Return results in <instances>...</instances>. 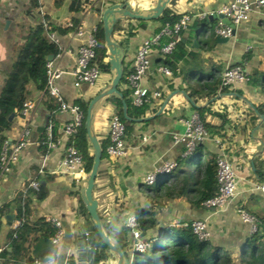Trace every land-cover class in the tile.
<instances>
[{
	"label": "crops",
	"instance_id": "crops-1",
	"mask_svg": "<svg viewBox=\"0 0 264 264\" xmlns=\"http://www.w3.org/2000/svg\"><path fill=\"white\" fill-rule=\"evenodd\" d=\"M32 1L0 0V90L15 60L16 51L28 46V28L41 24L51 30L49 34L59 48L53 63L63 71L62 76L55 81L62 100L67 104L80 101L89 104L94 97L110 88L114 73L111 71L110 76L101 74L93 87L75 85L72 70L77 49L85 39L77 36L76 32L82 30L92 33L98 24H102L103 12L117 7L113 17L116 18L114 25L118 24L119 30L111 34L110 40L115 44L122 72L126 75L131 70L138 47L156 36L161 26L156 19L133 20L122 18L120 14L130 11L147 16L157 0ZM174 1L169 6L168 0L165 7L169 6L178 17L204 14L205 19H191L188 22L178 35L177 45L171 54L163 56L160 52L159 43L167 40L164 37L149 49V67L140 81V86L148 96L142 122L137 121L134 126L131 143L125 142L126 154L122 157L108 156L99 166L103 173L96 181L92 198L97 202V212L99 210L104 219L117 218L114 223L117 228L120 221L124 222L136 209L145 211L147 218L152 216L156 225L154 229L148 230L146 237H156V229L160 226H177L192 219L204 221L209 234L208 241L230 256L238 257L249 238L248 225L240 219L237 209L247 206L262 211L264 203V193L256 190L259 184L251 178L252 160L260 152V145L253 131L244 129L248 112L264 101L259 85L253 86L249 81L253 73H264V5L253 10L244 22L234 27L232 36L226 42L218 43L217 37L211 33V26L204 30L199 25L204 22L212 25L219 15V9L229 0ZM95 9H99L100 13ZM233 66L239 67L249 82L218 89L208 109V113L212 114L206 118L213 125L214 133L203 141V148L204 156H224L230 163L236 175L234 198L222 210L214 211L203 207L191 208L183 198L166 199L161 192L155 193L151 186L159 183L162 187L172 181L169 173L159 171L168 164H175L184 155V145L175 141L183 131L181 120L197 113L196 108L206 106L203 102L194 104L185 90L197 87L200 82L211 77L220 78L226 67ZM160 67L169 69L171 75L161 74L158 70ZM121 89H126L125 85ZM154 94L158 96L152 97ZM39 95L37 93L31 98L37 100L40 97L41 100L32 116L30 143L21 151L17 164L0 180V206L9 201L24 182L31 179L33 171L41 169V178H46L43 181L47 196L36 204L32 221H43L47 217L58 220L61 237L56 246H50V253L60 264L98 262L104 257L92 246L93 224L86 217L80 221L76 216L77 197H82L87 174L81 166L66 168L62 162L67 148L63 127L72 120V115L61 112L58 107L49 110L46 104L48 95ZM105 99H99L91 108L90 130L98 143L108 137L109 122L113 117ZM46 117L48 121L45 126ZM10 121L12 128L5 136L11 140L16 138L20 130L22 121L19 112ZM41 128L45 129L46 135L49 134L50 146L45 154L38 150ZM150 173H154L157 178L153 185L144 183V178ZM75 192L77 195H73ZM254 197L256 201H253ZM6 215L13 216L11 212L2 217ZM13 221L10 224L7 221L1 223L0 252L8 245L7 237ZM35 230V233L39 231L38 228ZM129 241L133 242L131 236ZM61 252L63 254L59 255Z\"/></svg>",
	"mask_w": 264,
	"mask_h": 264
},
{
	"label": "trees",
	"instance_id": "trees-1",
	"mask_svg": "<svg viewBox=\"0 0 264 264\" xmlns=\"http://www.w3.org/2000/svg\"><path fill=\"white\" fill-rule=\"evenodd\" d=\"M174 3V0H170L169 6ZM169 6L165 7L156 19L161 24L160 29L165 24H171L178 19V15L172 13ZM95 11L98 14L100 13L99 9H95ZM199 26L205 30L211 24L204 22ZM118 30L119 25H114L112 34ZM50 32V29L41 24L28 28L29 43L27 48H19L16 51L15 60L11 64L9 74L0 90V151L3 141L8 139L5 134L10 132L12 128V121L9 120V117L16 115L26 100L31 99L37 93H41L44 89L46 80L45 61L59 52L57 44L48 38ZM92 36L96 46L91 65L100 74L110 76L111 70L108 63L102 24L96 26ZM165 42L166 40L164 39V42L159 43V45L162 46ZM249 81L253 86L258 84L261 94L264 96V73H253L249 77ZM123 85H125L124 74L117 86V91L121 98L111 94L106 97L105 101L110 106L113 116L117 117L124 126V143H131L134 126L137 121L142 122L141 118H143L146 110V102L139 107L133 106L129 90L121 89ZM219 88L220 78L211 77L209 80L200 82L197 87L185 90L186 95L194 104L206 103L205 107L196 108V112L200 116L207 136L214 133L213 125L207 122L206 118L212 114L208 113V109L212 105ZM122 103L125 105V114L122 110ZM46 104L49 110L59 108V104L50 96L46 97ZM77 104L82 112L83 119L76 134L67 138L66 145L76 150L80 157L81 167L88 174L93 160L92 148L83 127L88 102L80 101ZM244 129L253 131L260 145V152L252 160L254 170L251 173V178L258 184L264 183V101L248 112ZM48 143L49 140L45 129H39L38 150L41 154H45L49 150ZM98 144L101 150L100 166L108 158L106 153V148L109 145L108 137L105 141ZM203 147L204 144L202 142L197 144L190 154L179 157L175 162V167L169 172V176L172 178L171 183L162 187L158 183L153 191L155 193L161 192L166 199L183 198L191 208H200L204 201L215 196L217 194L216 157L213 154H207V158L202 161L205 154ZM102 173L103 170L98 168L92 196L96 189V181ZM41 177L43 176L37 175V169L35 172L33 171L30 180L36 179L39 187L36 190L29 189L24 194L23 190L27 187L30 180L26 181L9 201L0 206V218L12 212L14 221L22 220L20 227L16 231L12 229L7 237L8 245L0 252V264H30L34 259L46 260L51 252V238L56 232V227L53 223L46 220L32 221V216L36 212V204L42 202L47 196V189L43 181L45 177L43 179ZM74 194L77 195L76 192ZM77 198L76 216L78 220L84 221L85 217L90 220L81 197ZM256 200L257 198L254 197L253 201ZM261 209L263 210H253L247 206L242 208L248 215L257 220L258 232L253 237H250L248 244L240 250L238 255L239 264H264V203ZM97 214L102 231L110 242H114L120 247L128 264H234V260L229 253L223 251L222 248L212 245L207 240H197L191 233L189 222L180 223L177 226H160L156 229V237H146L148 230L154 229L155 220L152 216L147 218L145 211L136 209L131 216L135 217L136 231L141 241L146 245L142 251H136L133 247V242L130 243L129 241L131 229L126 226L125 221H120V226L117 228L114 226L117 218L115 220L104 219L99 210ZM36 228L39 229L37 233H35ZM13 234H15V237H13ZM249 244L252 245V248L249 247ZM92 246L104 258L95 263L88 261L79 264H117V255L107 248L95 230Z\"/></svg>",
	"mask_w": 264,
	"mask_h": 264
},
{
	"label": "built area",
	"instance_id": "built-area-1",
	"mask_svg": "<svg viewBox=\"0 0 264 264\" xmlns=\"http://www.w3.org/2000/svg\"><path fill=\"white\" fill-rule=\"evenodd\" d=\"M264 5V0H229L225 3L218 11V14L222 15L229 21V25H225L220 19H216L210 27L211 33L214 37L229 39L232 34L234 27L244 22L249 14L256 9H260ZM191 19L204 20L205 15H194L187 16L182 15L178 17L176 21L171 24H165L158 34L151 40L144 41L137 49L132 67L129 73L125 75V87L130 92L131 103L135 107L141 106L147 101V94L145 90L140 86L142 77L145 76L148 67V52L149 49L159 42L160 37L166 38V42L161 46L160 52L164 55H169L177 45L178 35L183 31L188 22ZM77 36L84 37L83 43L77 49V55L75 60V66L72 70V75L75 80V85H86L93 87L96 85L100 78L99 71L91 65L94 59V48L96 42L92 36V33H85L82 30L76 32ZM48 38L54 42L53 36L48 35ZM53 57H49L45 61V85L43 91L39 96L48 95L56 99L59 104V110L61 112H68L72 115V120L66 123L63 127V133L66 138L74 136L77 129L80 127L83 115L76 103L67 104L58 94V90L55 87V81L59 79L63 71L56 67L53 63ZM159 72L165 76L171 75V72L166 67H160ZM247 82V76L239 67H226L220 75V90L222 88L236 86ZM38 96V97H39ZM158 94H154L152 97H157ZM41 100L39 97L37 100L28 99L23 104L19 111L21 118L20 130L15 139H6L2 143L0 151V180L8 173L18 162L19 155L30 143V135L32 132V116L35 113L36 106ZM183 125V131L179 136L175 138L176 142H180L184 145V155L190 154L197 144L202 143L207 134L203 128L200 116L197 113L191 114L188 118L181 120ZM124 137V126L113 116L109 122L108 139L109 145L106 148V153L110 157H122L126 154V146L123 141ZM49 140V134H47ZM50 143H48V147ZM63 165L66 168H72L73 166L80 167L81 161L78 153L72 147H67L65 150ZM175 164L166 165L159 173H169ZM37 175H42V170L37 171ZM156 175L154 173L148 174L144 178V183L147 185H153L156 182ZM216 181H217V194L212 198L204 201L202 207L208 210L219 211L222 210L226 205L234 198L236 190V175L231 167L230 163L224 156L216 157ZM39 187L36 179L29 181L23 193L25 194L29 189L36 190ZM256 190L264 193V185L259 184L256 186ZM237 213L240 219L247 223V235L248 238L253 237L258 232L257 220L248 215L242 208L237 209ZM132 216H128L125 219V224L131 229V236L134 239L135 244L133 247L136 251H142L145 248V244L139 238L138 232L136 231V223L131 220ZM46 221L51 222L56 227V232L51 238V244L57 245L61 231L59 229L58 220L47 217ZM22 220L13 221L12 229L16 231ZM189 227L191 233L199 241H208V230L206 223L201 220L192 219L189 221ZM15 237V234H13ZM30 264H46V260L34 259Z\"/></svg>",
	"mask_w": 264,
	"mask_h": 264
},
{
	"label": "water",
	"instance_id": "water-1",
	"mask_svg": "<svg viewBox=\"0 0 264 264\" xmlns=\"http://www.w3.org/2000/svg\"><path fill=\"white\" fill-rule=\"evenodd\" d=\"M168 2V0L162 1V0H157V3L155 7L151 10L150 14L147 16H142L138 15L135 13H132L130 11H124L121 14L122 18H130L133 20H155L157 19L160 14L163 12L165 4ZM117 7H112L111 9L105 10L102 14V28H103V36H104V42L105 46L107 48V53H108V63L110 65V70L114 73L113 78L110 83V88L106 90L105 92L97 95L94 97L88 104L86 112H85V118H84V130L86 132V136L88 138V141L91 145L92 148V153H93V160H92V165L90 172L86 176V180L83 185V190H82V203L83 206L87 212V215L89 216L94 230L97 233L98 237L103 241V243L107 246V248L115 253L118 257V264H128L127 260L123 256L120 247L117 244H112L110 243L108 237L104 234L102 231L99 217L97 214V202L92 198V189L94 185V181L97 175V170L99 168V162H100V157H101V150L99 147V144L97 140L92 136L90 126H91V108L94 105L95 102H97L99 99L107 97L111 94L117 95L119 98H121V95L117 91V86L119 84V81L123 75L122 69H121V62L118 59V53L115 48V44L110 40L113 26L116 23V18H114V13L116 12L115 10ZM220 19L225 25H229L231 28H233L230 24L229 21L224 18L222 15H218L217 17ZM216 19V18H215ZM233 30V29H232ZM228 39H222V38H216V41L218 43H223L226 42ZM122 110L123 113L125 114V105L122 103ZM13 115L9 117V120H11ZM47 117L45 119V126L47 125ZM145 121V120H144ZM252 170H254L252 168ZM1 223H5L6 221L10 224L13 221V216L11 215H6L2 218H0ZM247 241H245L246 245Z\"/></svg>",
	"mask_w": 264,
	"mask_h": 264
},
{
	"label": "clouds",
	"instance_id": "clouds-1",
	"mask_svg": "<svg viewBox=\"0 0 264 264\" xmlns=\"http://www.w3.org/2000/svg\"><path fill=\"white\" fill-rule=\"evenodd\" d=\"M135 217L133 216L131 218V220L129 221V223H131L132 221H134ZM63 253H59V255H62ZM46 264H60V261L58 259H56V257H54L51 253H49L48 257L46 258Z\"/></svg>",
	"mask_w": 264,
	"mask_h": 264
},
{
	"label": "rangeland",
	"instance_id": "rangeland-1",
	"mask_svg": "<svg viewBox=\"0 0 264 264\" xmlns=\"http://www.w3.org/2000/svg\"><path fill=\"white\" fill-rule=\"evenodd\" d=\"M207 156V155H206ZM206 156H204V158L206 159L207 157ZM151 188L152 189H155L156 188V184H154L153 186H151ZM132 237V236H131ZM133 239V238H132ZM133 244H135V242H134V239H133ZM249 247L250 248H252V245L251 244H249ZM231 258L234 260V262L237 264V263H239V257H237V256H231Z\"/></svg>",
	"mask_w": 264,
	"mask_h": 264
}]
</instances>
